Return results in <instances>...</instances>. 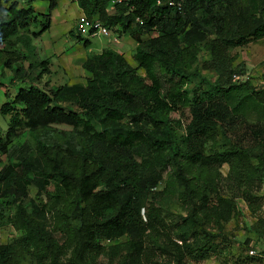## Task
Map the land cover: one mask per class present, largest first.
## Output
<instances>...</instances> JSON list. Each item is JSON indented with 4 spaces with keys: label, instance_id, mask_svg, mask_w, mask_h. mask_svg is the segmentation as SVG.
<instances>
[{
    "label": "trees",
    "instance_id": "obj_1",
    "mask_svg": "<svg viewBox=\"0 0 264 264\" xmlns=\"http://www.w3.org/2000/svg\"><path fill=\"white\" fill-rule=\"evenodd\" d=\"M37 1L46 3L45 13L34 12L33 0H0L1 66L16 83L13 96L0 105V115L8 118L0 131V156L7 161L0 166V225L9 207L20 211L26 189L32 187L37 197L54 203L70 197L72 221L59 224L76 237V247L65 261L49 264H96L100 256L116 264H158L156 250L166 255L167 264H198L217 253L226 241L222 224L235 206L231 198L216 194L211 177L216 169L228 167L234 197L250 212L262 198L253 192L264 183V84L233 83L232 75L244 73L241 65L232 67L235 59L227 52L264 40V0H67L86 23L99 22L131 39L134 67L105 49L81 63L88 74L84 84L48 89L38 84L49 73V59L39 61L32 42L48 30L57 2ZM38 24L40 31L30 32ZM73 39L84 48L89 45L79 34ZM200 51L207 59L198 71L192 66ZM29 57L34 61L28 62ZM210 72L211 80L201 74ZM247 118L255 120L249 134L257 155L225 137L231 123ZM53 126L70 129L62 147L54 146L60 157L47 150V144L54 145ZM20 130L40 137L34 152L26 142L11 144ZM168 166L174 169V182L195 202L178 219V240L167 237L166 250L153 249L145 239L152 236L154 245L155 237L165 236L153 206L159 194L154 189ZM209 193H215L213 200ZM255 225L257 233L263 232L264 218ZM49 235L26 229L17 240L18 250L0 245V264H29L32 259L45 264L39 250L50 245ZM247 260L240 264L253 262Z\"/></svg>",
    "mask_w": 264,
    "mask_h": 264
},
{
    "label": "rangeland",
    "instance_id": "obj_2",
    "mask_svg": "<svg viewBox=\"0 0 264 264\" xmlns=\"http://www.w3.org/2000/svg\"><path fill=\"white\" fill-rule=\"evenodd\" d=\"M56 8L50 13V25L47 31L43 32L38 40L33 41L32 45L38 50L37 59L39 61L49 59V73L43 75L39 81V87L43 89L56 88L61 85H82L88 74L81 69V63L86 57L98 54L102 50H113L121 54L126 62L134 67L131 60V53L135 43L126 36L117 34L114 30L110 31L109 37L99 35L91 36L86 33L88 27L79 28L78 18L80 11L77 10L73 2L67 0H56ZM32 7L35 13L43 14L46 11V3L33 0ZM41 29L40 25L30 28V32L37 33ZM72 34H79L81 38L88 39L89 45L84 48L81 42H76ZM112 37H117L119 43H113ZM3 50V45L0 46ZM228 56L235 59L232 67L241 65L244 76L251 85L257 87L264 84V40L251 42L244 47L228 50ZM207 59V55L200 51L197 55L196 63L192 66L193 69L200 70V63ZM5 60V54L0 51V105L5 101L4 97L11 98L15 89V82L11 81V72L2 67L1 63ZM28 62L34 61L33 57H29ZM208 80L213 79V74L201 73ZM192 83L187 88L192 87ZM176 118L178 115H175ZM174 117V116H173ZM8 118L0 115V131L3 133L7 127ZM253 118H247L245 122L236 121L227 127L225 137L232 145H240L241 147L251 148L254 155L258 151L254 147L255 142L249 134V128L254 125ZM50 142L54 145H48V153L61 156L57 145L62 147V139L64 133L70 132L66 126H53ZM40 137L38 134H30L26 130H20L18 137L12 141V145L20 146L27 143L31 151L36 150V146ZM217 145L222 144L223 140L220 135L216 137ZM216 142L214 144H216ZM209 143L206 144V147ZM62 158L68 159L63 156ZM255 163V160H251ZM5 157L0 156V166L6 164ZM13 163V162H11ZM173 167L165 168L162 180L154 189L158 197L153 201V206L156 212L162 217L165 225L164 238L155 237L156 243H151L152 236L145 239L146 247L153 249H164L168 237L171 241H177L176 224L179 218L188 215L193 209L195 199L190 194L184 193L174 182ZM191 175L194 170L190 171ZM228 167L222 165L212 174V180L216 194L221 199L231 198L235 212L222 224L221 235L225 237L224 245L218 249L217 253L211 255L208 259L198 264H240L241 260L252 259L250 264H264V231L257 233L254 228V223L259 218H264V183L261 184L258 192H253L254 195L262 197L257 205L253 206L254 213L250 212L247 204L240 198L234 197V190L228 181ZM189 177V176H188ZM207 178V176L202 175ZM208 179V178H207ZM48 192H52L51 185L47 187ZM26 198L20 203V211L18 212L14 206L7 209V220L0 225V245H10L18 250L17 240L26 233V229H42L49 232L50 245L45 249L42 245L39 251L45 253V264H49L50 260H55L57 263L65 261L72 250L76 247V237L70 233H64L60 227V222L64 219L72 221V209L69 205L70 197H64L56 203L50 199L37 197L35 190L32 187H27ZM215 193H209L208 197L214 199ZM149 202H152L149 200ZM20 213V214H18ZM86 218V216H85ZM27 225V227H26ZM208 227L205 226V229ZM125 238L118 241L124 242ZM45 243V242H44ZM53 245V246H51ZM149 245V246H148ZM254 256H249V252ZM28 260L31 258L26 257ZM247 260V261H248ZM155 261L158 264H167L166 255L156 250ZM117 261H110L104 256L97 258L96 264H116ZM29 264H34L32 259Z\"/></svg>",
    "mask_w": 264,
    "mask_h": 264
},
{
    "label": "built area",
    "instance_id": "obj_3",
    "mask_svg": "<svg viewBox=\"0 0 264 264\" xmlns=\"http://www.w3.org/2000/svg\"><path fill=\"white\" fill-rule=\"evenodd\" d=\"M120 1H123V0H114L111 2V4H115V3H119ZM169 6H172L173 3L172 2H169L168 3ZM78 22H79V28H82L83 27H88V31L91 29L92 30V33H90L91 36H96V35H99V36H102V37H109L110 36V31L103 28L99 22H91V23H86L85 20L83 19V17H80L78 19ZM88 31L86 30V33H88ZM113 43L117 44L119 43L118 40H117V37H112V40H111ZM242 80H247V77H245L244 75L242 76H236V75H232V82L233 83H236L238 81H242ZM249 256H254L253 253L250 251L249 253Z\"/></svg>",
    "mask_w": 264,
    "mask_h": 264
},
{
    "label": "crops",
    "instance_id": "obj_4",
    "mask_svg": "<svg viewBox=\"0 0 264 264\" xmlns=\"http://www.w3.org/2000/svg\"><path fill=\"white\" fill-rule=\"evenodd\" d=\"M74 5H75V4H74ZM77 10H78V9H77ZM78 11H79V10H78ZM81 16H82V14H80V17H81ZM80 17H79V18H80Z\"/></svg>",
    "mask_w": 264,
    "mask_h": 264
}]
</instances>
